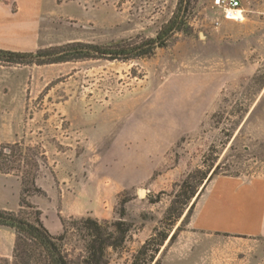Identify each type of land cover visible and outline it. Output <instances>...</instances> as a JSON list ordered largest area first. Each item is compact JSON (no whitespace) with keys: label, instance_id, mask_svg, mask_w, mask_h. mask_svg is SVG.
Here are the masks:
<instances>
[{"label":"rangeland","instance_id":"obj_1","mask_svg":"<svg viewBox=\"0 0 264 264\" xmlns=\"http://www.w3.org/2000/svg\"><path fill=\"white\" fill-rule=\"evenodd\" d=\"M256 1L242 20L224 18L212 0H41L34 15L16 13L15 2L13 14L0 10V48L33 52L136 46L177 13L185 22L142 56L0 62V145L15 146L4 157L10 172L0 173V209L19 210L24 178L46 229L60 235L59 218L67 221L60 249L70 264L95 239L74 222L85 217L100 225L101 264H264V239L192 224L213 178L264 175V0ZM14 241L0 226V257L10 258Z\"/></svg>","mask_w":264,"mask_h":264},{"label":"trees","instance_id":"obj_2","mask_svg":"<svg viewBox=\"0 0 264 264\" xmlns=\"http://www.w3.org/2000/svg\"><path fill=\"white\" fill-rule=\"evenodd\" d=\"M183 15V11L177 13L154 38H148L136 46L127 45L124 47L122 44L100 45L87 42H70L58 47L37 49L34 52L0 48V62L12 65H42L102 56H109L110 59L142 56L155 47L164 46L169 34L183 30L185 25ZM14 147L9 144L0 145V173L7 174L10 172L11 168L4 166V157L7 156L8 152L13 151ZM204 177L203 175L199 182H202ZM26 183L29 182L23 178L19 210L14 212L0 209V226L12 229L15 234L10 258L0 257V264H70L66 255L60 249V243L67 232V221L60 217L62 233L60 235H52L41 221L40 210L26 199L27 194H29L27 193ZM30 184L34 187V178ZM194 193L195 188L188 197H192ZM27 208H33V211L27 212ZM74 222L83 224V227L90 230L91 236L95 238L88 244L86 254L76 257L75 264H101L104 249L100 245H94L101 236L100 225L97 220L92 217H85ZM165 236L161 239H165Z\"/></svg>","mask_w":264,"mask_h":264},{"label":"crops","instance_id":"obj_3","mask_svg":"<svg viewBox=\"0 0 264 264\" xmlns=\"http://www.w3.org/2000/svg\"><path fill=\"white\" fill-rule=\"evenodd\" d=\"M244 1L241 12L259 6L256 0ZM14 2L16 13L34 15L40 10L41 0H8L4 7L0 5V10L6 16L13 14L10 5ZM241 17L243 19L242 13ZM192 224L195 230L203 233L264 239V175L253 178L219 175L213 178L196 206ZM0 254H3L2 250Z\"/></svg>","mask_w":264,"mask_h":264},{"label":"built area","instance_id":"obj_4","mask_svg":"<svg viewBox=\"0 0 264 264\" xmlns=\"http://www.w3.org/2000/svg\"><path fill=\"white\" fill-rule=\"evenodd\" d=\"M215 7L223 10V16L226 19H231L232 13L240 10V0H212Z\"/></svg>","mask_w":264,"mask_h":264},{"label":"bare ground","instance_id":"obj_5","mask_svg":"<svg viewBox=\"0 0 264 264\" xmlns=\"http://www.w3.org/2000/svg\"><path fill=\"white\" fill-rule=\"evenodd\" d=\"M231 19H236V20L242 19L241 11L237 10V11L233 12L232 16H231Z\"/></svg>","mask_w":264,"mask_h":264}]
</instances>
